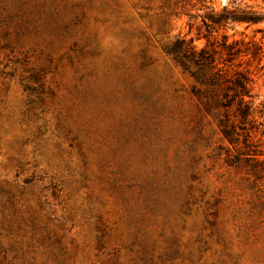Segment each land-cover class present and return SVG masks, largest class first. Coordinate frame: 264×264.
I'll return each mask as SVG.
<instances>
[{"label": "rangeland", "instance_id": "1", "mask_svg": "<svg viewBox=\"0 0 264 264\" xmlns=\"http://www.w3.org/2000/svg\"><path fill=\"white\" fill-rule=\"evenodd\" d=\"M0 264H264V0H0Z\"/></svg>", "mask_w": 264, "mask_h": 264}, {"label": "trees", "instance_id": "2", "mask_svg": "<svg viewBox=\"0 0 264 264\" xmlns=\"http://www.w3.org/2000/svg\"><path fill=\"white\" fill-rule=\"evenodd\" d=\"M235 18H249L253 19L254 16L247 15H233ZM224 16H222L223 18ZM225 37V36H224ZM193 39L191 38L188 42V45L185 47V39L179 40L170 48V51L173 52L177 58H179L185 67H189L187 61L196 65L197 69L193 70L192 73L197 77L201 78L204 76L205 68H210L212 71L213 77L220 79L221 83L224 84L226 92H224L227 99L222 101V106L231 107L234 99L238 98L237 111L240 117L243 119L247 118L251 113V104L247 101L246 97H251V88L249 86L250 78L249 76L241 71L235 70L232 73L229 71H224L218 65L222 61H218L216 55L219 54V57L222 58V52L217 50H209L207 46L197 49L196 45L193 44ZM223 49L227 51V58L222 60L232 61L240 52V48L235 47L233 44H228L226 41L222 43ZM219 58V59H220ZM187 60V61H185ZM212 74L210 78L212 77ZM221 125H223V132L225 135H229L230 131L228 125H236L234 122H228L227 120H222Z\"/></svg>", "mask_w": 264, "mask_h": 264}]
</instances>
